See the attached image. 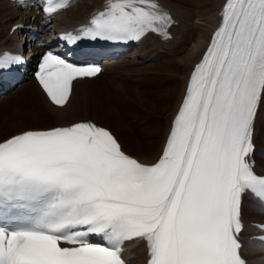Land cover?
Here are the masks:
<instances>
[{
    "label": "snow or ice",
    "instance_id": "snow-or-ice-1",
    "mask_svg": "<svg viewBox=\"0 0 264 264\" xmlns=\"http://www.w3.org/2000/svg\"><path fill=\"white\" fill-rule=\"evenodd\" d=\"M69 6L44 0L42 11L50 18ZM172 23L156 0H104L78 34L61 39L168 38ZM20 63L6 54L0 68ZM100 72L48 50L35 78L63 108L74 81ZM262 104L264 0H224L156 161L126 154L90 121L0 140V264H128L125 245L139 243L145 264H264V224L245 240L243 220L245 196L264 206V176L252 159ZM253 249L260 255L249 260Z\"/></svg>",
    "mask_w": 264,
    "mask_h": 264
},
{
    "label": "bare ground",
    "instance_id": "bare-ground-1",
    "mask_svg": "<svg viewBox=\"0 0 264 264\" xmlns=\"http://www.w3.org/2000/svg\"><path fill=\"white\" fill-rule=\"evenodd\" d=\"M78 1L76 5L69 7L59 14L62 19L61 21H56V23L60 24L57 25L58 27L73 29L75 26L88 22L90 17L104 6V0ZM156 2L174 21L167 29L172 33L171 39L164 41L158 34H148L140 44V50L135 52L134 59L128 61L126 64L128 66L121 69L122 71L114 67V65L123 63L122 61L117 60L107 64L110 66L107 73L110 71L113 75H118L119 73L133 74L129 76V79L134 77L133 79H138L136 80L137 82L140 79L139 77L147 78V74L153 72L151 78L159 77L158 83L161 86L157 91H153L155 96L154 94L146 92V81L143 84L139 83L137 89L129 85L133 79H128L122 82V84L116 83L123 85V87L120 88L118 86L112 89L113 87L111 86L112 88H109L116 98H118L119 93L121 94L122 101L126 107L124 110H120L119 114H115L109 111L103 102V92L106 89L105 82L100 83L98 86L93 84L101 81L103 78V75L99 74L92 79L84 78L74 81L69 102L65 107L61 108L51 103L38 85L30 79L27 82H20L16 86L17 88H13L14 90L18 89L17 92L11 89L12 92L7 95L8 98H4L5 104L8 105L9 103V106L12 107L13 105V107H16L17 101H22L23 104L29 107L28 110L30 111L26 112L27 114L21 120L27 121L43 118L47 120L48 124H41L37 127H27L23 124L10 129L13 133L5 137L0 136V140L12 134L19 133L23 129H46L51 126H66L73 122L91 120L95 123L99 122L98 124L111 129L120 140L125 152L137 157L142 162L156 161L162 153L174 117L185 96L191 70L201 57L214 27L218 24L220 18L219 11L224 0H156ZM39 20L40 18L36 16L33 9L24 10L23 8L17 7V5H13L9 0H0V29L3 28L2 31H5V33L0 32L2 34L0 36V52L3 49L12 51L20 50L18 49L21 47L19 40L21 37L24 38L21 31L22 28H17L16 31H12L11 29L14 26H34L39 23ZM131 53L133 51L124 55L122 59L125 56H131ZM152 53L153 58L148 59ZM160 54L163 55V60L157 66L140 67V63H143L144 60L148 59V61L154 62L157 57H160ZM95 79L98 80L96 81ZM110 83H112L111 80ZM160 89L161 91H159ZM141 104L151 108L153 107L155 110L142 111L143 106L141 107ZM88 106L98 111L100 118L86 116L88 111L84 110ZM1 109L0 124L9 115L6 113L2 116L3 111ZM140 110L141 113H138ZM15 111L18 114L17 116L21 114L23 116L25 114V112L14 108ZM135 113H138L144 119L138 120V115ZM129 116L136 121L135 126L137 132L134 135L129 134L121 126L123 119L125 117L129 118ZM101 119H104L106 123H103ZM50 123H52L51 126L49 125ZM9 131H1V135ZM254 145L255 151L252 156V159L255 161L254 171L264 174V104L260 106L255 121ZM243 220L247 229L244 238L248 240L256 232L253 223L264 221L263 206L250 196H245L243 200ZM259 255L260 253L253 249L249 252L247 258L249 260H255ZM125 256L128 258V264H145L146 252L143 243H139L138 245L128 244Z\"/></svg>",
    "mask_w": 264,
    "mask_h": 264
},
{
    "label": "rangeland",
    "instance_id": "rangeland-1",
    "mask_svg": "<svg viewBox=\"0 0 264 264\" xmlns=\"http://www.w3.org/2000/svg\"><path fill=\"white\" fill-rule=\"evenodd\" d=\"M96 1H98V0H96ZM3 29V28H2ZM2 29H0V32H2V33H5V31H2ZM2 34H0V36H1ZM19 38V37H18ZM138 50H140V48H138V49H136L135 51H133V53H131V56H134L136 53L135 52H137ZM145 56V55H144ZM146 57V56H145ZM134 58V57H133ZM151 58H153V53L151 54V57L150 58H148V59H151ZM163 55L162 54H160V57L158 58H156V60L154 61V62H150V60L148 61V59L147 60H144L143 61V63H140V67L141 66H148V67H152V65H155V66H157V64H159L160 63V61H162L163 59ZM132 61V60H131ZM153 61V60H152ZM150 62V63H149ZM128 66V65H127ZM126 65H122V66H118V67H116V68H119V70H121V69H124L125 67H127ZM122 71V70H121ZM131 75H133V74H129V73H127V74H121V73H119L118 75L117 74H115V75H113L112 74V72H109V73H107V74H103V78L101 79V81H99V82H97V83H93L95 86H98V85H100V83H102V82H105L104 84H106V86H105V88L106 89H104L105 91L103 92V102H104V104H105V106L108 108V110L109 111H111V112H113V113H115V114H119L120 113V110H124V108L126 107V105L124 104V102L122 101V98H121V94L119 93V96H117L118 98H116L113 94H112V92H111V90H110V88H112V89H115V88H117L118 86H120V88L121 87H123V85H118L119 83L120 84H122V82H125V81H127L128 79H129V76H131ZM153 76V72H149L148 74H147V78L145 77V78H143L142 76L141 77H139L140 79H139V81L137 82L136 80H138V79H133L134 77H132V78H130V79H133V80H131L130 81V83H129V85L130 86H132V88H134V89H137L138 88V85H139V83H142L143 84V82H145L146 81V88H147V90H146V92H149V93H151V94H154L153 93V91L154 90H158L161 86H160V84L158 83V79H160L159 77L158 78H151ZM158 76V75H157ZM150 78V79H149ZM30 79L31 78H27L26 80H25V82H27V81H30ZM129 79V80H130ZM96 81L98 80V79H95ZM95 80H92V81H95ZM110 80L112 81V83H110ZM24 82V83H25ZM116 83H118V84H116ZM17 85H15V86H13V87H11L9 90H7V91H5V94H2L1 95V97H0V108H2L1 110L3 111V115L2 116H4V114H6V113H8L9 115H13V116H9L8 115V117L7 118H5L6 120H4V122L2 123V124H0V136L1 137H5L6 135H9L10 133H13V131H11L10 129H12V128H15V127H18V126H21V125H26L27 127H37V126H40L41 124L43 125V124H48V122H47V120H44L43 118H37V119H30V120H27V121H23V120H21V118H23L27 113L26 112H28V111H30V110H28L29 109V107H27L25 104H23V102L21 101V102H19V101H17V103H16V107H13V105H12V107L11 106H9V103H8V105H6L5 104V99H6V97H7V95H9V94H11V92H12V90H14L13 88H17L16 87ZM112 86V87H111ZM110 87V88H109ZM115 87V88H114ZM108 88V89H107ZM163 88V87H162ZM12 89V90H11ZM11 90V91H10ZM17 92L18 91V89H16V90H14V92ZM135 91V90H134ZM159 91H161V89L159 90ZM158 91V92H159ZM158 95V94H157ZM154 96H155V94H154ZM5 98V99H4ZM8 98V97H7ZM2 99H4V100H2ZM21 103V104H20ZM143 106V110L142 111H144V110H147V111H153V110H155L153 107L151 108V107H148V106H146V105H142L141 104V107ZM14 108L15 109H17V110H19V111H23V112H25V114L23 115V116H21V115H19V116H17L18 114H16V111L14 112ZM157 108V107H156ZM141 110L140 111H138V113H141ZM84 111H88L87 112V114H86V116H88V117H91L92 116V118H96V117H99L100 118V115H99V112L98 111H96L93 107H90V106H88ZM13 113V114H12ZM34 113V112H33ZM138 113H135V114H137L136 116H137V119L138 120H142V119H144V118H142V117H140V115L138 114ZM15 115H16V117H15ZM162 117V116H161ZM106 119H108V117H106ZM95 120V119H94ZM102 121H103V123L105 122L106 123V121L104 120V119H101ZM95 121H98V120H95ZM136 121H134V119H131V117L129 116V118L127 117H125L124 119H123V122L121 123V126L123 127V128H125V130L129 133V134H136V132H137V128H136V126H135V123ZM99 123V122H98ZM20 124V125H19ZM50 126L52 125V123H50L49 124ZM44 127H46V126H44ZM52 127V126H51ZM9 131L8 133H6V134H4V135H1V131ZM0 137V138H1Z\"/></svg>",
    "mask_w": 264,
    "mask_h": 264
}]
</instances>
